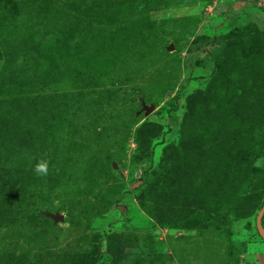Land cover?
Segmentation results:
<instances>
[{"label":"rangeland","instance_id":"1","mask_svg":"<svg viewBox=\"0 0 264 264\" xmlns=\"http://www.w3.org/2000/svg\"><path fill=\"white\" fill-rule=\"evenodd\" d=\"M0 264H264V0H0Z\"/></svg>","mask_w":264,"mask_h":264}]
</instances>
